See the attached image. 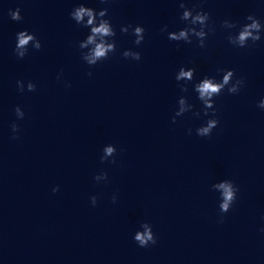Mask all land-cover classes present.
I'll return each instance as SVG.
<instances>
[{
    "label": "clouds",
    "instance_id": "obj_1",
    "mask_svg": "<svg viewBox=\"0 0 264 264\" xmlns=\"http://www.w3.org/2000/svg\"><path fill=\"white\" fill-rule=\"evenodd\" d=\"M102 4L111 3V0H100ZM182 13L179 17L181 22L185 23V27L177 31L168 32V39L175 42H184L192 44L193 38L196 39L198 47H206V40L209 33L216 31L214 24L210 23V13L205 11L202 7L196 8L195 6L189 8L185 0H180L179 3ZM108 8H101L99 10L88 7L85 3H79L69 13L70 18L75 21L76 25L88 29V34L85 39L78 42V48L81 50V59L89 66L94 67L97 64L106 61L110 58L111 54L116 52V30L114 29L111 20L108 17ZM9 16L13 21H21V9H9ZM246 22L238 24V22L231 20H224L221 24L223 29L233 30L235 33L229 31L227 34V41L229 44L236 48H247L256 45L257 42L264 39V22L253 14L245 17ZM135 37L133 43L137 46L141 45L145 39V29L141 25H122L120 28L121 33H129ZM162 32L167 31V26L161 29ZM251 42V44L249 43ZM39 51L43 47L42 42L37 38L35 33H30L28 30H22L16 33V43L13 49L15 56L18 59H23L29 54V48ZM125 59L135 61L141 60V53L132 49H127L121 54ZM222 72V78L218 81L215 77L204 76L198 82L193 84L192 90L196 93L197 99L203 106V115L210 116L206 122L200 127L196 128V135L200 137H210L213 130L219 126V119L216 118L215 97L220 96L225 89L229 94H238L244 86L245 81L242 77H236L234 69H218ZM62 72V70H61ZM195 67H180L175 75V80L183 93H188V84L195 79ZM92 76V72L87 73ZM60 79V76H57ZM183 82V83H181ZM70 87V84L66 85ZM17 90L23 93L25 89L28 92L36 91V84L28 81L26 84L23 80L16 81ZM258 107L264 109V98H262ZM194 105L188 102V98L182 95L178 99V109L172 117V123H176V118L183 116L185 113L192 112L194 116L199 117L200 112L193 111ZM17 120H23L25 113L23 109L17 105L14 109ZM211 113V115H210ZM12 131V139H19L20 127L13 121L10 124ZM188 134H192V129L189 128ZM117 149L114 145L109 144L103 148V155L101 156V163L111 159V163H116ZM108 174L106 171H101L94 176V180L106 181ZM212 190L219 193L220 203V222L223 223L224 214L231 211L233 205L237 201V194L239 192L238 186L230 179H224L211 185ZM59 191V186L53 187L52 192ZM113 203L116 202V196L112 197ZM91 205L94 207L97 204V196L90 197ZM142 230H138L134 234V241L139 247L146 248L157 243L155 233L152 226L148 222H143L140 226ZM264 232V227L260 229Z\"/></svg>",
    "mask_w": 264,
    "mask_h": 264
}]
</instances>
